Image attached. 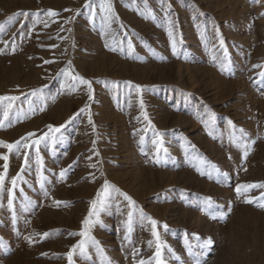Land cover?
<instances>
[{
  "label": "rangeland",
  "instance_id": "obj_1",
  "mask_svg": "<svg viewBox=\"0 0 264 264\" xmlns=\"http://www.w3.org/2000/svg\"><path fill=\"white\" fill-rule=\"evenodd\" d=\"M103 2L0 0V264H264V0Z\"/></svg>",
  "mask_w": 264,
  "mask_h": 264
},
{
  "label": "snow or ice",
  "instance_id": "obj_2",
  "mask_svg": "<svg viewBox=\"0 0 264 264\" xmlns=\"http://www.w3.org/2000/svg\"><path fill=\"white\" fill-rule=\"evenodd\" d=\"M85 7H88V8H92L93 7V5L91 4V0H85ZM100 7L106 13H110L111 14L110 16H106L107 20H110L111 16L115 15L111 3H105L102 0V3L100 5ZM21 14L22 13H17L16 15H21ZM48 14L49 15H56V13L52 12L51 10H49ZM9 19L11 20L12 17H9ZM168 35H169L170 38H172L173 34H172L171 28H169ZM5 43H7V42H5ZM172 43H173V48L175 49V40L174 39H173ZM221 43H222V41H221ZM132 47H133L132 43H131V41H129V48L131 49ZM112 50L115 51L114 48ZM0 51H2V50H0ZM69 66H70V62H69ZM253 67L254 68H258V67H260V65H253ZM61 71L66 76L70 75L69 69H62ZM261 75L264 76V73H261ZM72 79L76 80V81H79V83H81V84L88 85V91L91 94L92 88H91V82L90 81L84 79L83 77H80L78 74L75 75V76H72ZM135 87H136V89L138 91L141 88L140 85H136ZM37 91H39V90L38 89L37 90H33V93L35 94V92H37ZM91 98H92L91 95H89V99H91ZM16 99H17V97H14V96H0V101H9L7 107L4 109V118L5 119L8 118L9 109L12 107V103L11 102L16 100ZM85 108H87V105L85 106ZM85 108H82L80 111L81 112L85 111ZM90 122H91V120H90ZM229 124L230 125L232 124V122L230 120H229ZM0 126H3V121H0ZM47 127L49 129V132L44 133V135L41 136L38 140L32 141V144L38 145L41 140H44L46 137H49V136H53V138H54V134L59 132L60 128H62L63 125H61L59 127H55L53 125H48ZM241 131H243V130H241ZM33 135H34V133H28L27 137H31ZM156 135H157V137H159L161 134L160 133H156ZM25 139H26L25 137H21L20 140H17L14 143H8V142H5V141H0V147L8 149L9 152H11L13 150H16L17 152H19L21 147H23L24 149H28L30 147V145L28 143H22V141H24ZM153 144L156 145L157 149L159 150V147H160V144H162V141L153 140ZM24 155H25V162H27V152H25ZM37 157H38V163H39V153H37ZM0 159H3L5 161V164L3 165L4 171L0 172V192H2V191H4V184H5V179H6V176H7L8 165H7L6 162L8 160V155L0 154ZM213 168H215L214 165H213ZM60 175L63 177L65 175V171L62 170ZM19 178H20V173H17V176L12 177L11 178L12 187L7 189V191H8V206H9V208H12V206H13V189L17 186V180ZM253 186L264 187V184H260V185H243V184L237 185L236 186V192L239 194L242 188L246 189V188H250V187H253ZM110 187H114V186H110L109 183L107 181H105V184L102 186V190L97 192V198L93 199L90 202L92 207L89 209V216H91L93 214V209H96L97 210L96 214H97V219H98L99 209L104 207V205L106 203V198H108L109 195H110L109 191H108ZM116 191H119V190L117 189ZM121 195H123L129 201L130 204H134L135 203V201H133L131 197L127 196L126 193H121ZM205 199L206 200H210V198H205ZM246 202H251V201L247 200ZM57 203H60V202H57ZM260 206L264 207V205H260ZM141 215L144 216L145 214L143 212H141ZM129 216H131V213H129ZM147 219L151 222L152 228H153L152 234H153L154 237H156V239L158 241L159 240V236H158V233L156 231L157 221L152 219L151 217H147ZM82 223L85 226V228H87L90 225V220L86 217L84 219V221H82ZM164 227L166 229L167 225L165 224ZM74 234H78V235L83 237V236L87 235V232L82 230L81 232L74 233ZM44 235L47 236L48 234L45 233ZM207 243L210 244L211 240L207 241ZM149 244H151V241L149 242ZM80 246H81V248H83V244L82 243H81ZM73 247H75V246H73ZM160 248H161V245L158 243L157 244V251L155 253V256H156V259H157V264H162V262L159 259V257H160ZM67 256L69 258V261H71L72 252L69 251L67 253ZM140 264H145V261H143V260L140 261Z\"/></svg>",
  "mask_w": 264,
  "mask_h": 264
}]
</instances>
